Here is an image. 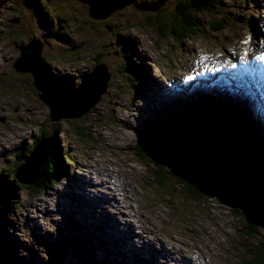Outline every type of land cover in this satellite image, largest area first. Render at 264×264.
<instances>
[{
  "label": "rangeland",
  "instance_id": "1",
  "mask_svg": "<svg viewBox=\"0 0 264 264\" xmlns=\"http://www.w3.org/2000/svg\"><path fill=\"white\" fill-rule=\"evenodd\" d=\"M93 1L29 0L30 6L26 0H0V172L7 173V166L18 161L16 150L30 154L40 130L47 127H54L57 147L72 156L68 178L59 175L39 192L19 187L20 196L0 225L6 254L15 257L17 264H242L263 230L245 234L244 214L235 213L217 196L190 197L169 165H161L164 172L159 173L156 164L138 156L135 148L141 132L151 129L155 121L181 125L194 111L217 121L226 141L232 142L233 117L248 121L246 130L253 144L256 139L264 141V119L257 123L249 106L238 100L243 97L264 116L257 100L263 91L247 90V96L244 84H230L226 91L238 99L226 91L216 95L215 88L198 85L190 73L202 53L222 59L225 50L239 52L236 39L245 45L257 40L264 28L260 15L264 0H223L221 12L199 13L204 29L183 39L164 35L144 22L153 12L172 8L176 0H119L100 6ZM38 6L50 12H44L46 19ZM222 12L230 18L216 28L211 22L221 19ZM38 50L48 76L71 85L53 91L55 85L48 77L51 90L35 84L29 67L38 72L41 66L45 74ZM129 60L136 71L127 69ZM100 63L109 74L106 87L103 78L96 97L83 110L69 115L62 107L53 114L51 103L56 107V101L65 105L78 98L85 87L74 88ZM99 74L89 76L86 85L95 86ZM180 76L191 77L186 87L173 83L177 78V83L185 84ZM227 113L233 116L228 121L223 120ZM232 146L249 156L242 152L247 147L241 139L235 138ZM51 152L49 148L47 155ZM24 159L18 161L19 166ZM86 162L91 164L83 168ZM65 164L57 165L63 170ZM34 171L30 169L27 175L31 177ZM8 173L11 178L13 174ZM77 173L84 174L80 180L75 178ZM159 176L166 184L157 183ZM113 198L118 218L98 212L99 206Z\"/></svg>",
  "mask_w": 264,
  "mask_h": 264
},
{
  "label": "trees",
  "instance_id": "2",
  "mask_svg": "<svg viewBox=\"0 0 264 264\" xmlns=\"http://www.w3.org/2000/svg\"><path fill=\"white\" fill-rule=\"evenodd\" d=\"M117 1L119 0H95L93 5L114 4ZM26 3L29 4V0H26ZM223 5V0H176L171 5L172 8L164 10L166 13L153 12L144 18V22L155 26L156 30L164 35L172 34L175 39H183L204 29L205 24L199 15L200 12L218 13L222 11ZM38 7V13L41 12L42 17L46 19L44 12L48 11ZM93 8L98 11L97 7ZM222 13L221 19L214 18L211 25L220 28L225 24L230 16ZM127 66L132 69L130 64ZM192 113L185 117L186 120H183L181 125L172 124L165 119L155 121L151 129L141 132L142 138L137 142L135 153L154 162L159 173L164 172L161 165H169L168 169L182 181L185 193L190 197L202 199L206 195L217 196L231 205L235 213L244 214L247 223L242 230L245 234L252 236L260 234L263 230L262 238L248 248V257L242 264H264V143L255 141L253 144L246 126L237 121L233 126L234 134L230 138L232 142L239 138L245 144L247 149L242 152H249L250 157H244L240 149H234L232 142L223 139L217 121L210 120L199 111ZM229 118L230 115L226 114L223 120L228 121ZM56 127L58 129V126ZM41 138V141L51 139L52 152L48 155L45 153L40 160L36 159L39 165H35L31 177L27 174L20 175L22 166H18V161L25 158V154L22 149H18L15 152L18 161H13L12 166H7L8 172L13 176L9 178L3 174L0 178V225L4 214L12 203L18 200L19 187H26L32 193L42 191L66 170V165L63 170L57 165L61 164L63 167L65 155L57 147L54 127L41 129L40 136H37L35 141H40ZM257 146L259 149H256ZM260 167L263 168L262 171H259ZM29 168L32 169V166ZM155 180L159 185L166 184L162 182L165 180L162 176L156 177ZM1 242L3 241L0 236V264H17L18 260L15 257L13 260L9 253L6 254L8 250ZM36 264L46 262L39 261Z\"/></svg>",
  "mask_w": 264,
  "mask_h": 264
},
{
  "label": "bare ground",
  "instance_id": "3",
  "mask_svg": "<svg viewBox=\"0 0 264 264\" xmlns=\"http://www.w3.org/2000/svg\"><path fill=\"white\" fill-rule=\"evenodd\" d=\"M38 71H39V69H38ZM231 74H232V79L237 80L236 79V76L234 75V72L232 70H231ZM39 76H40V82L42 83V87L44 88V90H46V91L48 89L51 90V87L48 86V83H46L47 81L45 82V80L43 79L42 75L40 74ZM39 76H38V78H39ZM47 77L49 78L50 83L56 86L57 82H55L54 79L51 76H48V74H47L46 78ZM103 78L104 77L101 74H99V76L95 77L93 84L96 83V82H97V84L95 86H92V87H91L90 84H88V85L84 84L83 87H82V89L85 87L83 93L78 98L73 97L72 99L68 100L65 105L59 104V102L56 101V105L57 106L55 107L54 104L51 103L52 106H53L52 107L53 114H55V112H56L57 109L63 110L62 107H64L67 110V112H65V113H67L69 115H71L72 113L74 114V112H79V111L83 110L84 109V106L89 105L90 102L93 101V99L96 97L97 91L100 90V88H101L100 85H103V83H102L103 82L102 81ZM240 84H243V83H239V85ZM243 89H244V93L248 96V94H247V90L248 89H246L244 85H243ZM262 91H261L262 93L260 94L261 99L258 100V102L264 108V90H262ZM43 96L46 97L44 95V93H43ZM48 101H50V100H48ZM51 145H52V141L51 140L45 141V142L42 141V143L38 144L37 147H36V149H35V152H34L35 158L36 159L37 158L40 159L45 153L48 152V149L51 147ZM27 159H28V162L29 163L25 161L26 164H24V166L22 165V168H20V170L22 169L21 172H20V175H26V174H28L29 171H30V168H29L30 166H32V169H35V165L36 164L34 162L35 161L34 158L33 157L31 158V155H30L28 158H26V160ZM27 169H29V170H27Z\"/></svg>",
  "mask_w": 264,
  "mask_h": 264
},
{
  "label": "water",
  "instance_id": "4",
  "mask_svg": "<svg viewBox=\"0 0 264 264\" xmlns=\"http://www.w3.org/2000/svg\"><path fill=\"white\" fill-rule=\"evenodd\" d=\"M26 48H27V46H26ZM25 50V49H24ZM37 56H38V58H39V60L43 63V65H44V68H43V70H45L44 71V73L45 74H42L41 73V71H40V68H41V66L40 67H38V69H39V71L37 72L36 71V69L34 68V66L32 67H29L30 69H31V71L33 72V74L35 75V84L39 87V88H41V89H44L41 85H40V74L43 76V79L45 80V82H46V76H44V75H46V74H48V68H47V66H46V64H45V61H44V58L42 57V55H41V51L40 50H38V52H37ZM16 67L18 68V69H20V70H24V68L23 67H19V66H17L16 65ZM26 70H28V68H25ZM47 69V70H46ZM94 72H99V73H102L103 74V77H104V79H105V82H104V87H106V84H107V79H108V76H109V74H108V71H107V68H106V65L104 64V63H100V64H97L94 68H93V70L91 71V72H87L84 76H82V78H81V81H80V83L78 84V86H76L74 89H81L82 87H83V85L84 84H86V81H87V79H88V76H90L91 74H93ZM40 73V74H39ZM38 76H39V78H38ZM47 83V82H46ZM63 85H66V84H62V83H57L56 84V86H55V88L57 87V86H63ZM68 86V85H67ZM55 88H53V90L55 91ZM46 98V97H45ZM47 99V98H46ZM45 99V100H46ZM47 102H49L48 101V99L46 100ZM43 142H45V141H43ZM42 143V142H41ZM40 144V143H39ZM35 150V149H34ZM34 158V162H35V164L36 165H39V163H38V161H36V158H35V154H32L31 155V158ZM30 159V158H29ZM26 162H28V159L26 160ZM26 162H24L23 163V166H24V164H26ZM29 163V162H28Z\"/></svg>",
  "mask_w": 264,
  "mask_h": 264
},
{
  "label": "clouds",
  "instance_id": "5",
  "mask_svg": "<svg viewBox=\"0 0 264 264\" xmlns=\"http://www.w3.org/2000/svg\"><path fill=\"white\" fill-rule=\"evenodd\" d=\"M128 53H129L130 55H132L133 51H130V52H128ZM130 55H129V56H130ZM131 58H132V56H131ZM127 64H130L131 67H132V69L129 68V67L127 66ZM96 65H97V64H96ZM96 65H95V66H96ZM46 66H47V64H46ZM95 66H94V67H95ZM126 67H127V69L130 70L131 72L136 71V69H137V68L134 66L133 62L130 61V60H129V61H126ZM47 68H48V67H47ZM46 70H47V69H46ZM91 71H92V70H91ZM91 71H88V72H91ZM48 73H49V72H48ZM85 74H86V73H85ZM101 75H103V74L101 73ZM88 78H89V77H88ZM56 80H57V79H56ZM57 81H58V83H61L59 80H57ZM80 81H81V80H80ZM79 83H80V82H78V84H79ZM62 84H65V83H62ZM78 84H77L76 86H78ZM66 85H69V84H66ZM42 139H43V138H41L40 141H37V142L34 140V142L32 143V147H31V149H30V150H31V153L28 154L27 156L34 154V152H35L34 149H36L37 145H38L39 143L42 142V141H41ZM50 140H51V139H50ZM33 145H35V146L33 147ZM51 147H52V145H51ZM51 147H50V149H51ZM27 156H25V159H24L23 163L26 161V157H27ZM39 160H40V159H39ZM23 163H22V165H23ZM22 165H21V166H22ZM18 166H19V165H18ZM0 173H2V174H6V175L8 176V173H5V172H0Z\"/></svg>",
  "mask_w": 264,
  "mask_h": 264
}]
</instances>
